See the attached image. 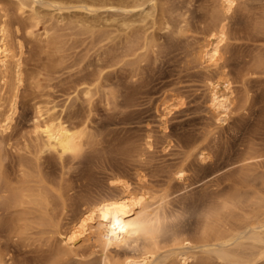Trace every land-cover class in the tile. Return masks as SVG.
<instances>
[{
	"label": "rangeland",
	"instance_id": "obj_1",
	"mask_svg": "<svg viewBox=\"0 0 264 264\" xmlns=\"http://www.w3.org/2000/svg\"><path fill=\"white\" fill-rule=\"evenodd\" d=\"M114 1L116 2L117 0ZM105 8L106 7L101 8L97 12H100L99 14H95L94 12L90 13L82 9H72L73 12H65L63 15L65 17V14L71 15L73 13L71 19H73L74 16H78V21H76L77 18L73 20L75 24L70 22L71 19H67L68 16L65 19V17L62 18L63 16H56V12L47 13V26L51 29L53 25H56L55 29L57 30H55L56 32L53 31V33L52 30L54 28H52L51 31H49L50 36L46 38L45 35L41 33L42 28L39 30L38 26L30 18V11L28 8L22 11L14 1L0 0V16L4 14L7 22H9V43L12 45L13 50L20 56L23 75V80H21L17 89V109L14 113L13 120L9 128L0 134V139H3L1 142L4 144L1 145L5 147L2 148L0 145V150L3 152L5 149L4 153H7V156L4 155L6 160H4L5 158L3 159L5 162L4 168H6V171L4 169L6 173L5 176H8H6L9 179H7L8 181L11 180L10 182L18 184V182L25 178V172L31 173L26 167L28 166L30 169L33 166L32 173L35 174L37 172H35L34 169H40L39 173L35 175L44 182L47 181V183H44L47 189L52 183L55 184V186L58 185L60 190L56 187L55 189L57 190H54L53 193L54 186L52 185L53 187L50 186L51 188L48 189V193H51L53 197H55V194L57 195L55 198H58V211L60 210V218L64 223H61V225H64L62 231L69 228L67 227L68 221L69 225L72 224L78 212L84 207L85 200L88 199V196L90 198L95 196L98 192L108 191L110 187L109 182L115 177L123 180L127 178V180L134 183L133 185H137V174L143 171V174L145 173V179L147 180H145V182L147 184L151 183V186H164V184L166 185L167 181L170 180L172 190L175 191L172 197L176 195L175 198L177 200L174 202V205L179 209L180 213L188 217L193 210L192 201L200 197L202 193H208L210 197L215 196L227 190L229 186L233 185L234 182L241 178L240 174L242 170H240V167L242 161L240 162L239 160L248 153L250 154V151L252 152V146H255L257 148L256 150H259L260 147V152L264 151V68H257L256 65L262 53L264 54V30L260 31V29H264V0H237V4L234 7L235 9L228 14L230 17L226 19L228 40L223 47L224 58L222 57L219 67L223 69L221 71L220 69H218V71L215 69V72L214 69L211 70L201 65L202 63L195 55L199 44L203 42L204 38L207 36L206 34H208V30H206L208 28L206 27H210L212 24H215L214 21L216 22V17L214 15L220 12L219 0H157V11H155V13L160 15L164 12L163 14L169 17L165 15L158 16V14L154 13L155 15H153V17L155 16L156 20L152 22L153 24L150 22V20L152 21V19H154L153 17L150 19L151 16H146L149 18L150 22L146 23V21L148 22V18L145 20V16H140L136 10V15H133L132 13H134V10L130 13L125 12L124 14L121 9H117V11L114 8V10L112 8H106V10ZM213 8V12L216 13L214 15L212 14L213 12L209 13ZM217 8L219 11H216L218 12L215 11ZM178 11L179 13L181 11V17L186 15V18L183 17V19L185 18L184 23L179 17L181 14L178 15V19L181 20L176 21L178 20L176 19L177 16L173 14H178ZM114 12L119 13L121 20L119 18L117 19L122 21L121 23L117 19L115 23L114 17L115 15L116 17L118 16ZM171 12L174 13L169 14ZM70 15L69 18L71 17ZM111 15H113L114 22L110 20L112 19ZM156 15L160 19H163L164 16L166 19L169 18L168 22L171 23V27H162L160 23L162 20L158 22L159 20ZM170 15L172 16L170 17ZM123 16L126 22L131 18V22L129 20L131 24L136 20V22H133L136 24V27L138 24H140L139 26L141 27V21L144 19L141 27L143 30H140L139 27V29L136 28L142 31V33L139 32V34L141 33L143 35V37L141 36L143 38L142 40L137 33V36H139L137 38L139 39L134 38L136 41L133 39L131 40L132 42L130 41L131 43L129 42L128 39H132V34L134 35L132 31H135L131 29H135V26H133V28H131L132 26L126 27V25L123 24V20H125ZM106 17L110 19L107 20ZM138 18L141 20H138ZM172 18L175 20H172L174 23L172 21L170 22ZM59 19L65 20H60V22ZM166 19L164 18V21H162L164 25H166ZM186 19L188 21H186ZM211 19H214V21L212 20L213 22L211 21L210 23ZM67 20L72 24L68 23ZM85 23L89 25L92 24V28L96 27V30L93 28L95 30L93 36H100L102 41L100 39H94V41L91 32V34L86 32L85 36L82 35L83 33L79 25ZM59 24L62 28L58 27L60 26ZM146 24H151V26L148 25V27ZM173 24H179L180 28L179 25H176L177 28L175 31V25L173 26ZM143 25L145 27H143ZM261 25V28L258 27ZM66 26L67 28L63 30ZM75 26L77 35L73 32ZM100 26H104L105 29ZM124 26L132 32L130 34L126 29L127 34H130L131 37H128L130 35L127 36V34H125L126 32L124 33L125 38L126 36L128 37L127 42L130 43H126V45L129 44L127 47L129 49H125L126 45L124 47L128 52L120 50L121 48L118 49L123 42L124 34H122V31L125 29ZM109 27L110 29H107ZM146 27L149 29H147V31L150 34L152 33L154 37L146 33V29L143 33ZM164 27H167L165 28L166 30ZM118 28L120 30L122 29V31ZM185 28H187L186 31ZM258 28L260 29L258 30ZM182 29L183 31H181ZM66 30L68 32V38L64 36L65 33L62 34L63 31L66 32ZM108 30H112L115 33ZM204 31L207 32L205 33ZM169 32L171 33L167 34ZM175 32H178V34L176 35ZM103 33L107 36L105 37V35H102ZM80 34L82 36H80ZM115 34L118 35H116L117 38L114 36ZM146 34L150 36V38H154L153 42L152 40H150V42L156 45L152 46L150 43L146 44L150 39ZM101 35L103 38H101ZM74 36H77V38ZM83 36L86 37V39H83ZM109 36L111 40H107ZM61 37L63 38V42L66 41L64 37L67 38L66 44L68 46L61 41L58 43ZM79 37L82 38V40H79ZM121 37L123 38L121 39ZM53 38L54 40H52ZM53 41L54 44L58 43L59 47L62 45L61 47L63 50L61 49V51L57 53L58 44L55 46ZM71 41L75 43V46L70 44ZM89 41L94 45L92 46L89 44ZM113 41L115 44L112 43ZM125 41L123 44H125ZM142 41H144V44ZM96 42L100 43L97 45ZM102 43L104 45H101ZM106 43H108L109 47ZM138 43H141V45ZM71 45H73V48ZM115 45L118 47L116 48ZM63 46H67V48ZM140 46L144 52L141 50ZM110 47H112L110 49L111 51L113 47L115 51L118 49L116 52L112 51L114 53L118 52V55L113 53L115 57H120L119 51H125L127 53L125 54L127 58L124 56L126 60L122 53L121 55L123 58L117 59L119 62L115 60L118 57L115 58L113 56V59L111 56L112 60L109 61L110 63L108 61L107 63L109 64L105 63L106 60L110 59V57H108L111 55L108 54L110 50L106 51V49ZM130 49L131 51H129ZM139 49L142 52H140ZM62 51L66 53H62ZM100 51L102 53H99ZM52 52L54 54L57 53L56 55L58 56L60 52L59 58H62V61H60L59 58L57 59L58 56L55 58ZM64 53L66 57L69 54L70 56L65 59ZM260 53L261 55L259 57ZM99 54L101 60L98 56ZM142 56L146 57L144 58ZM53 57L57 59V64L59 63L58 65L56 64L58 68L55 66L54 61L56 62V60ZM104 58L108 59L104 60ZM127 60H129L130 63L124 62ZM112 61L116 63L113 62L114 64H111ZM133 61L135 62L132 63ZM51 64L57 68H52L54 72L50 70L52 67ZM12 71L9 73L7 85L2 88L0 84V93L3 94L5 105H7L6 103H8L9 96L14 91L13 86H16ZM51 71L53 73H51ZM206 73L213 75L214 79H229L232 82L234 104L232 111H230L227 119L222 124H217L214 121V114L208 105L209 88L206 81L207 77H205L208 75ZM95 78H99V80L93 81ZM85 80L89 83H85ZM95 81L97 83L96 87L99 88H94L95 90L93 89L91 92L94 84L96 85ZM81 83L85 84L87 89L84 88L85 86ZM88 85H90V87H88ZM82 86H84V89ZM88 90H90L91 94L86 92ZM170 94H175V107L170 113L163 117L162 102L165 100L164 98L166 95L168 98ZM39 106H41L42 109L44 108V110L56 106L54 108L52 107L51 111L55 114L57 112L56 115L60 114L67 123H78L80 121L79 123H83V126L85 128L87 127L83 139V148L75 154V157L73 154V157L66 154L67 156L64 155L62 159H60L61 156L59 153L55 154L54 151V153H52V150H49V152L47 150H41L42 139L39 140L35 128L36 122L40 119ZM88 131L89 133H87ZM149 135L152 136V144L150 147L146 141V139L148 140L147 136L150 137ZM35 142L38 147L35 145ZM197 142L199 144H197ZM204 143H206V145H204ZM193 145L205 148V152L208 153L209 159L207 158L205 161H199V155L196 154V152L195 155L193 153L189 158V153H191L193 150L192 148L195 147ZM36 147L40 149L37 151ZM188 147H191L190 150L192 149L190 152H188ZM131 148H133L134 151H132ZM135 148H138L139 151L144 153L138 151L141 155H137L138 153H134L137 152ZM206 148H209L208 150L210 152H208ZM40 150L43 151V153ZM128 151L131 154L128 153ZM31 152L34 156L42 155V158L37 156L38 161L34 160L37 159V157L33 159L34 156L32 157ZM186 154L189 156L187 157ZM184 156L191 161H188L187 158L185 160ZM23 157H26L28 163H32V166L26 164V161H24L25 158L23 159ZM184 161L187 165H190L186 175L190 177V179L188 178L186 182L184 181L185 183H190L191 180V183L188 185L181 183L182 181L179 182L171 178L174 168L178 164L180 165V162L183 163ZM40 163L41 166H39ZM23 164H26V166ZM173 165L175 167H173ZM116 169L119 170L117 171ZM111 170H114V172H111ZM115 170L117 172H115ZM22 171H24V173ZM119 171L121 172L119 173ZM122 171L124 174L126 173L125 177ZM116 173H119L120 176ZM8 174H10L11 179ZM16 174L17 177H19L18 175H21V177L17 178L15 176ZM42 174L46 175L45 178H43ZM131 177L132 179H130ZM12 178L16 181H12ZM168 178L170 179L168 180ZM49 180L50 182L48 183ZM2 182L4 184L5 180L0 182L1 185H3ZM0 187V194L8 197L9 192L2 191L4 188H2V186ZM106 187L108 189H106ZM62 189L63 191H61ZM5 193H8V195ZM58 193L62 194L61 198H64V200L61 199L62 201H60V194L58 195ZM63 203L66 206L65 209L63 207L64 205H60ZM183 205L188 208V211L182 208ZM2 207L3 206L0 207V254H4H1V256H4V261L7 262L5 263L47 264L46 261L49 258L48 256L53 254V248L55 247V252L63 246V235L53 231H46L47 234L45 235L42 230L39 232L37 228L32 229L33 231L31 230L25 237L18 235L15 232L16 228L12 220L14 217L13 212L4 207L5 210H2ZM64 210H67L68 213L64 212ZM8 215L10 216L9 218ZM65 224H67V226ZM10 225L11 228L9 227ZM35 230L39 232V234H36V232H34ZM32 232L35 234L32 235ZM12 233H14V235ZM41 235H44L43 238ZM53 237H55V239ZM48 240H52V243ZM58 243L60 248L58 247ZM82 246L75 250L74 253L70 252L73 256L69 257L71 254L68 253L67 256L69 259H73L70 263L85 264L86 262H81V260L86 257L90 260L86 264L97 263L98 259L96 255L91 256L93 254L92 248H90L91 245L87 243ZM84 246H88L89 248L87 247L85 251ZM86 253L88 254L86 255ZM44 261L46 263H44Z\"/></svg>",
	"mask_w": 264,
	"mask_h": 264
},
{
	"label": "bare ground",
	"instance_id": "obj_2",
	"mask_svg": "<svg viewBox=\"0 0 264 264\" xmlns=\"http://www.w3.org/2000/svg\"><path fill=\"white\" fill-rule=\"evenodd\" d=\"M12 1L17 3V5L19 6V8L22 11H25V9L28 8V10L30 11V18L38 26L39 30L42 28L41 33L44 34L46 38H48L50 36L49 31H51L52 28H54L52 30V32L53 31L56 32L55 30H57V29H55L56 25L54 26L53 24H50V25H53V27L51 29L47 26L46 14L51 13V12H56L57 13L56 16H59V17L63 16L65 12L69 13V11H72V9H82V10H86L90 13L94 12L96 14L101 8L106 7L108 9L114 8L115 10L121 9V11L123 10L122 12H124V14H125V12L130 13L131 11L134 10L135 14L134 13H132V14L136 15V12L138 11V14H140V16L141 15L145 16V20L149 16H151L150 19H152L153 15L158 14V13H155V11H157L156 10L157 9L156 8L157 0H117L116 2L114 0H12ZM219 2H220V12H218L219 11L218 8L215 9V11L218 10V11H216V12H218L217 14L213 12L214 8L212 9V11L209 12V13L213 12L212 13L213 15L216 14V15H214L216 17V22L214 21V19L210 20V23L213 20L215 24H212V26H210V27H206V28H208V29H206V30H208V32L206 31L208 34H206L207 36L204 38L203 42H201V44H199V46L197 45L198 48L196 51V55L194 54L196 56V58L199 59L200 62L202 63L201 65H204L205 67H207L208 69H211V70L214 69V72H215V69H216V71H218V69H220L219 68L220 62H221L223 54H224L223 47H224V45H226L225 43L228 40V31L226 28V26H227L226 25V19L230 17V15L228 16V14L235 9L234 7L237 4V0H219ZM217 7H219V6H217ZM135 10H136V12H135ZM173 10H176V9H173ZM108 11H110V10H108ZM88 12H87V15H88ZM83 13H84V11H83ZM99 13H97V14H99ZM163 13L164 12H162L160 15L161 16H163V15L168 16V15L163 14ZM172 13H174V12H171L169 14H172ZM72 14L71 15L69 14L71 16L70 18H69V15H67V14H65V15H66V17L68 16L67 19L70 20L72 18ZM115 14H117V16H118V17H116V15H115V17H114L115 23H116L117 20L119 21L120 16H119V13H117V12ZM113 15H111L112 19L109 18L111 21L114 20ZM127 15H129V14H127ZM160 15L158 14V16H160ZM173 15L177 16V18L173 17L176 19H178L180 17L182 19V20L181 19L180 20L183 21V23H184V21H185L184 19L186 18V15H183V17H185L183 19V17H181L182 16L181 11H180V13L178 11V14L175 13ZM178 15H180V16L178 17ZM124 16H126V15H124ZM140 16H138V17H140ZM146 16H148V17H146ZM158 16L156 15L157 18H158ZM165 16L163 17V19L164 18L166 19ZM171 16L172 15H170V17ZM64 17L65 16H63L62 18H64ZM66 17H65V19H66ZM77 17L78 16H74L73 19L70 20V22L75 24V21H73V20H74V18H77ZM208 17H209V15H208ZM117 18H119V19H117ZM141 18H143V17H141ZM153 18L154 19H152V21L150 20L151 24H153L152 22H155L154 20H156L155 16ZM173 18L170 20V22L172 20H174ZM65 19H59V21L65 20ZM78 19L79 18H77L76 21H78ZM86 19H88V18H86ZM106 19H107V17H106ZM109 19H107V20H109ZM124 19H125V17H124ZM139 19L140 18H138V20ZM163 19L158 18V20H159L158 22H160V20L164 21ZM129 20L131 22L132 19L131 18L128 19V22H126V19L123 20V24H125L126 27L132 26L131 28H133V26L136 25L133 22H136V20L133 19V20H135L132 22L133 25L129 22ZM143 20L144 19H142V21H141V27H142ZM147 20H148V22L146 21V23H150L149 18ZM180 20L178 19L176 21H180ZM88 21H90V20L88 19ZM162 21L160 22L162 25L159 23L162 27L163 26H167L168 28L171 27L170 26L171 23L168 22L169 18L165 20L166 25H164ZM174 21H172V22L174 23ZM186 21H188V20L186 19ZM67 22H68V20H67ZM70 22H68V23H70ZM84 22H85V20H84ZM119 22L121 23L122 21H119ZM8 23L9 22H7L5 15L2 14L0 16V84H1L2 88H4L7 85L9 73H10V71H12V67H13L12 72H13L14 80L16 81V83L14 82L16 84V86L15 85L13 86L14 91L9 96L10 98L8 100V103H6L7 105H5L3 94L0 93V132H1L0 134H2L4 131L7 130V128H9V125H10L11 121L13 120L14 113L17 109V98H18L17 89L19 87V83L21 82V80H23L20 56H19V54H17L13 50L12 45L9 43V28H8L9 24ZM72 23H70V24H72ZM79 23H80V21H79ZM61 24H63V23H61ZM151 24H148V25L151 26ZM139 25L140 24H138L137 27L135 26V29H131V30H135V31H132V32H134V35L132 34V39L131 38L128 39V37H131L130 34L132 32H130L125 26H124L125 29L122 27L125 30V31L123 30L124 32L122 31V29L120 30L118 28L120 31H122V34H124L126 32V29H127V31H129L130 34H127V32L125 34H127V36L128 35H130V36H128V37L126 36V38H125V34H124L123 37L125 38L126 41L124 40L123 37H121V39L123 38V40H122L123 42L121 41L122 42L121 44L124 46H122L119 43L120 47L115 45L116 48L118 47V49L121 48L120 50H125L128 47V45L132 42L131 40H133L134 38H136V39L140 38L142 40L143 35L141 34L142 31H140V30H143V28H141ZM176 25L178 26L179 24H173V26L175 27V31L177 28ZM79 26H80L81 31L83 33L82 35L85 36L86 32H88V33L91 32L92 36H93V34H95V30H96L95 28L96 27L95 28L93 27L95 29L94 30L91 27V26H93L92 24L89 25V24L85 23V24H81ZM94 26H95V24H94ZM121 26H122V24H121ZM161 26H160V28H161ZM58 27H61V25ZM100 27H104V26H100ZM138 27L140 28V30H138L139 29ZM143 27H145V26L143 25ZM148 27L144 28L143 33L145 32V29L147 31ZM167 27H164V29ZM258 27L261 28L262 25L258 26ZM66 28H67V26L65 28H63V30ZM136 28H138V29H136ZM179 28H180V25H179ZM260 28H258V30ZM74 29H73L74 30L73 32L76 33V35H77V32H75L76 26ZM104 29H105V27H104ZM107 29H110V27ZM186 29L187 28H185V31H186ZM67 30H66V32L63 31L62 34L65 33L64 36H66L68 38ZM119 30H118V33H119ZM168 30H170V29H168ZM261 30L263 31L264 29L262 28V29H260V31ZM108 31L114 32L112 30H108ZM181 31H183V29ZM139 32H141L140 33L141 35L139 34ZM114 33H112V34H114ZM137 33L139 34L140 37L137 36L138 35ZM146 33H149V32L147 31ZM170 33L171 32H169L167 34H170ZM175 33H174V35H175ZM105 34H106V32H105ZM105 34L103 33L102 35H105ZM135 34H136V36H135ZM177 34H178V32L176 33V35ZM82 35L80 34V36H82ZM102 35H101V38H103ZM116 35L117 34H115L114 36L117 38L118 35L117 36ZM149 35L153 36L152 33L151 34L149 33ZM84 36H83V39L84 38L86 39V37H84ZM106 36L107 35H105V37ZM120 36H122V35H120ZM146 36H148V35L146 34ZM150 36H148V38H150ZM62 37H61V40L60 39L58 40L56 38L58 40V43H59V41L63 42ZM66 37H64V40L67 41ZM74 37L77 38V36H74ZM88 37H89V35H88ZM95 37L93 38V40L94 39L95 40L100 39V36L99 37L97 36L96 38ZM137 37H139V38H137ZM153 37H151L152 39L150 38L148 40L149 42L148 43L146 42V44L150 43V45H152V46L156 45V44H154V45L151 44L154 40ZM51 38H52V36H51ZM118 38H120V37H118ZM104 39H107V38H104ZM109 39H110V36L107 40H109ZM127 39L129 40V42L130 41L131 42L130 43L127 42ZM136 39H134V41H136ZM144 39H145V35H144ZM52 40H54V38ZM79 40H82V38H80ZM116 40H118V39H116ZM116 40H115V42H116ZM150 40H152V42H150ZM66 41L63 42L65 45H67ZM75 41H77V40H75ZM124 41H125V44H123ZM144 41H142L143 44H144ZM115 42L113 41L112 43L115 44ZM118 42H120V41L118 40ZM137 42H138V40H137ZM58 43H56V44H58ZM83 43H84V40H83ZM99 43H97V45ZM103 43L101 45H104ZM126 43H129V44L126 45ZM53 44H54V41H53ZM56 44H54V45L56 46ZM70 44H73L75 46V43H73L72 41L70 42ZM89 44H91L90 41H89ZM106 44L108 45V43H106ZM138 44L141 45V43H138ZM73 45H71L72 48H73ZM125 45H126V47H125ZM139 45H138V47H139ZM61 46L62 45H60V47H59V44H58L57 50H56L57 53H58V51H61V49H62ZM67 46L66 47L63 46V47L67 48ZM103 47H105V46H103ZM108 47H109V45H108ZM124 47H125V49H124ZM147 47H148V45H147ZM111 48L112 47H110L109 49L107 48L106 51L110 50ZM140 48H141V46H140ZM99 49H100V47H99ZM118 49H116V51ZM127 49H129V48H127ZM131 49L129 51H131ZM148 49H147V52H148ZM52 50H53V48H52ZM70 50H71V48H70ZM141 50H142V48H141ZM112 51L116 52L114 50V47H113ZM112 51L110 50L108 52L109 55L111 54L110 56L107 55L108 57H110L109 60H106L108 58H104V60H106L105 63H107V61L109 62L110 60H112L111 58L113 56L115 57V55H118L117 54L118 52L114 53ZM125 51H123V52L119 51L120 57L116 56L118 58L115 57L116 58L115 60L123 58L124 56L127 58V55H125V54H127L126 52H128V51H126V52ZM139 51H140V49H139ZM142 51H140V52H142ZM63 52H65V51H62V53ZM145 52H146V50H145ZM192 52H193V50H192ZM99 53H102V52L100 51ZM122 53L124 54L123 57L121 55ZM56 54H54L52 52V55L55 58L58 56ZM144 54H146V53H144ZM260 55H261V53L259 54V57H260ZM59 56H60V52H59ZM59 56L57 57V59L59 58ZM68 56H70V54ZM68 56L66 57V54H65V59L68 58ZM98 56L100 57V54ZM128 56L130 57L129 54H128ZM114 57H113V59H114ZM125 57H124V59H125ZM142 57L145 58L146 56H142ZM57 59H55L56 62L54 61L56 67L59 64V63L57 64ZM59 59H60V61H62V58H59ZM100 60H101V57H100ZM129 60L124 61V62L130 63ZM142 60H140V61H142ZM199 60H198V62H199ZM256 60H258V59H256ZM114 61H112L111 64L119 62L118 60L116 62H114ZM51 62H53V61H51ZM102 62H100V63L103 64ZM134 62L135 61H133L132 63H134ZM138 62H136V63H138ZM257 62H256L257 68H261V69L264 68V54L263 53L261 55V58H259V60ZM109 63H107V64H109ZM101 64H100V66H101ZM60 65H61V63H60ZM51 66H52V64H51ZM53 67H54V65L51 67L50 70H52ZM56 67H54V68H56ZM222 69H220V71ZM211 70H210V72H211ZM52 71H51V73L54 72V71L53 72ZM263 71H264V69H263ZM206 74H208V73H206ZM205 77H207L206 81H207V86L209 88V104L208 105L214 114V117H215L214 121L217 124H222L227 119V116L230 114V111H232V107L234 104V90H233V87L231 85L232 82L229 79H223V80L214 79V76L209 75V74ZM226 78H228V77H226ZM94 80L97 81V80H99V78L98 79L95 78V79H93V81ZM96 81H95V83H96ZM82 82H84V81H82ZM85 83H87L86 80H85ZM81 84H83V83H81ZM83 85L85 86V84H83ZM84 86H82V88ZM96 86H97V83H96V85L94 84V87L91 89V92L94 88H99ZM14 87H15V89H14ZM88 87H90V85H88ZM84 88L87 89V86H85ZM86 92L88 94H91L90 90H88ZM94 93H95V91H94ZM92 95H93V93H92ZM174 95L175 94H170V95H168V98H167V95H166V97L164 96L165 100H163V102H162V110H163L162 116L163 117L166 114L170 113L174 109V107H175L174 101L176 100V99L174 100ZM39 107H40L39 108L40 119L36 122L35 128H36V133L38 134L39 140L42 139L41 150H44V151L47 150L48 152H49V150H52L51 151L52 153H54V152H55V154L59 153V155L61 156L60 159H62V156L66 155V154H68L70 156H72V154H73L75 157V154H77L83 148V144H84L83 139H84V136L86 134V128L87 127L85 128L83 126V123H79L80 121L79 122L77 121L78 123H76V122L75 123L74 122L73 123H67L66 120H64V118H62L60 116V114L56 115L57 112L55 114L53 111H51V108L53 106L51 108L47 107L48 109H46V110H44V108L42 109L41 106H39ZM54 107H56V106H54ZM87 133H89V131ZM151 137L152 136H150V137L147 136L148 140L146 139L149 147L152 144ZM192 138H194V137H192ZM192 138H190V139H192ZM197 138H198V136H197ZM200 140H201V138H200ZM1 141H3V139L2 140L0 139V145L3 144V142H1ZM179 141H180V139H179ZM36 142H35V145L37 146ZM198 142H199V140H198ZM198 142H197V144L200 143V142L199 143ZM204 145H206V143H204ZM39 146H40V144H39ZM148 146H146V147H148ZM193 146H195V145H193ZM1 147H2V145H1ZM1 147H0V149H1ZM37 147H36V149L38 151V149H40V148H37ZM253 147H254V149H253ZM133 148H131L132 151H134ZM188 148H189L188 152H190L193 149L191 151V153H189L190 156L188 155L189 158L191 157V155L193 153L195 155V152H196V154L199 155L198 156L199 159L197 158L199 161L200 160L205 161L209 157V155H207L208 153L205 152L206 151L205 148H203L202 146L196 145L191 150H190L191 147H188ZM250 149H251V147H250ZM256 149L257 148L255 146H252V152L250 151V154L248 153L247 155H245V157H243L241 160H239L240 162L242 161L241 162L242 165L240 167L241 168L240 170H242V173L240 172L241 178L238 181L234 182L233 185L229 186L227 190H225L222 193H219L215 196L210 197V195L208 193H202L200 195V197H198L197 199H194L192 201L191 204H193L192 205L193 210L189 214L188 217H185V215L183 213H180L179 209L176 208L174 205V202H176L177 200L175 198L176 195H175V197L174 196L172 197V194L175 191L172 190V185H171L170 180H169L170 178H168L169 181H167L166 185L164 184V186H159V187L151 186L150 185L151 183L147 184L145 182V180H146L145 179V173L143 174V172H144L143 171L142 173L140 172L137 174L138 175L137 185L136 184L133 185L134 183L127 180V178L123 180V179H119V178L115 177L114 179H112L109 182L110 183L109 189L106 187V189H108V191L98 192L95 196L90 197V198L88 196V199L85 200L84 207L78 212L76 218L74 220L72 219L73 220L72 224L69 225V221L67 223L68 226H67V224H65L69 228L67 230L65 229L64 231H62V229H63L62 227L64 225H61V223H63V222L61 221L62 219L60 218V212H59L60 210L58 211V206H59L58 205V198H55L57 195L55 194L54 195L55 197H53L51 195V193H48V189L53 187V186H54V189L52 192L54 193V190L55 191L57 190L55 188L58 187V185L55 186V184H53V183L51 185L49 184L51 187L49 186V188L47 189V187L45 186L46 184H44V183H47V181L44 179L46 181V182H44L42 179L37 178V176L35 175V174L39 173L40 169L39 170L34 169V171L35 172L37 171V172L35 174L32 173L33 172V166L31 165L32 163L29 164L26 157H23V159L25 158L24 161H26L25 162L26 164H29L30 166H32L31 167L32 170H31V168L29 169L28 166L26 167L28 170L31 171V173H26V172L24 173V171H22L25 175V178L23 180H21L20 182H18V184H14V182L13 183L10 182L11 180L8 181L9 180L7 178L8 176L7 175H6L7 177L5 176L6 168H4V166H5L4 160H6L4 155H6L7 153H4V150H5L4 149L3 152H2V150H0V182L5 180V183H4L5 185L2 182V184L4 186L1 185V183H0V186H2V188H4V189H2V191H4V192L8 191L9 195H8V193H5L8 195V197L6 195H5L6 196L5 197L4 195L2 196L0 194V203L2 204V205L0 204V207L3 206L5 209H7V210L9 209L13 212L14 217L12 218V220L14 221V226L16 228L15 232L18 235L25 237L34 228L39 229V232H41V230H42L45 233V235L47 234L46 231H53L56 233L59 232L63 235V238H62V240L64 241L63 246L60 248L59 243H58V247L60 249H57V247H56L57 250L55 252H54L55 247L53 248V254L51 256L48 254L49 258L47 261L45 260L47 262V264H71L70 261L72 262L73 259L71 260V258L69 259V257H71L73 255L70 252L74 253L75 250L79 249L82 245L87 244V243H89L91 245L90 248H92V253L94 254V255L92 254L91 256L96 255V257L98 259V262L95 264H264V151L260 152L261 151L260 147H259L260 151L256 150ZM135 151H137V152H134V153H138L139 149L137 148ZM35 152H34V154H35ZM41 152L43 153V151H41ZM139 152H141V151H139ZM208 152H210V151L208 150ZM2 153H3V155H2ZM128 153H130V152L128 151ZM141 153H144V152H141ZM139 154L140 153H138L137 155H139ZM28 155H30V154H28ZM36 155H37V153H36ZM59 155H57V156L60 157ZM33 156L34 155L32 153V157ZM37 156H40V155H37ZM37 156H34L33 159L36 158ZM186 156H187V154H186ZM40 157L42 158V155ZM29 158H30V156H29ZM184 158H185V156H184ZM186 158H185V160H186ZM23 159H22V161H23ZM34 160L38 161V157H37V159H34ZM188 161H191V160L188 159ZM19 162H20V160H19ZM29 162H30V160H29ZM22 163H24V162H22ZM181 163L182 162H180V165L178 164L176 167L173 165V167H175V168L172 172L171 178L176 179L179 182L182 181L181 183H185L187 181L186 179H188V178L190 179V177L186 176L188 173L187 169L190 167V165H187V163L185 161L182 164ZM26 164H23V165L26 166ZM39 166H41V163L39 164ZM4 169H5V171H4ZM113 169H115V168H113ZM190 169H192V168H190ZM28 170H26V171H28ZM116 170L118 171L119 169H116ZM116 170H115V172H117ZM193 170H194V168H193ZM42 172H43V170H42ZM111 172H114V170H111ZM120 172L121 171H119V173ZM209 172H211V171H209ZM214 172H215V170H214ZM119 173H116V174H119ZM122 173H123V171H122ZM125 174H124V177H125ZM8 175L10 178V174H8ZM38 175H41V174H38ZM113 175H114V173H113ZM15 176L17 177V174ZM18 176L21 177V175H18ZM45 176L46 175H43V178H45ZM118 176H120V174ZM12 177H14V176H12ZM19 177H17V178H19ZM12 179H13L12 181H16V180H14V178H12ZM130 179H132V177ZM197 179H196V181H197ZM132 181H134V180H132ZM49 182H50V180L48 181V183ZM190 183H191V180H190ZM190 183L187 182L185 184L188 185ZM204 183H206V182H204ZM61 188H62V186H61ZM58 190H60V188ZM0 191H1V187H0ZM61 191H63V189ZM4 192H2V193H4ZM58 195L60 196V201H62L61 199L64 200V198H61L62 197L61 193H58ZM60 205H64L63 207L65 209L66 206L64 203L60 204ZM4 208L2 210H5ZM182 208H184L186 211H188L187 210L188 208L185 207V205H183ZM64 212L68 213L67 210L66 211L64 210ZM64 214H63V216H64ZM9 215H11V214H9ZM9 215H8V218L10 217ZM9 227L11 228V225ZM12 231H13V229H12ZM34 232H36V234H39V232H37L36 230ZM34 232H32V235L35 234ZM14 233H12V234L14 235ZM32 235H31V237H32ZM15 236H17V235H15ZM43 236L41 235L42 238H43ZM53 238L55 239V237H53ZM49 239H51V238H49ZM48 241L50 243H52L51 242L52 240H48ZM87 247L84 246L85 251H86ZM68 253L71 254V255L69 254L70 255L69 257L67 256ZM88 253H89V251H88ZM88 253H86V255ZM1 254H3V253H1ZM1 254H0V264H6L7 262L4 261L5 258H4V256H1ZM90 254H91V251H90ZM84 256H85V254H84ZM76 259H77V257H76ZM45 261H44V263H46ZM89 261L90 260L87 257L81 260V262H86V263ZM76 263H77V261H76Z\"/></svg>",
	"mask_w": 264,
	"mask_h": 264
}]
</instances>
